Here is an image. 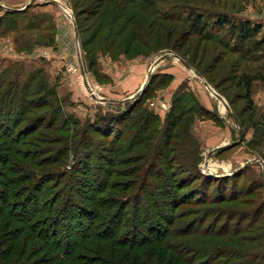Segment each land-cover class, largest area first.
Wrapping results in <instances>:
<instances>
[{"label": "rangeland", "instance_id": "1", "mask_svg": "<svg viewBox=\"0 0 264 264\" xmlns=\"http://www.w3.org/2000/svg\"><path fill=\"white\" fill-rule=\"evenodd\" d=\"M0 4L19 11L6 14L0 7V196L6 198L0 200L6 206V215L0 214V264H8L12 247L11 264H46L55 250H64L65 237L75 242L81 261L101 264L106 253L95 246L109 243L96 237L116 224L127 232L123 240L149 239L118 249L126 263L133 258L142 264L171 260L166 244L194 250L195 262H209L202 250L228 245V236L214 237L213 231L244 227L249 220L244 234L264 233V170L257 161L264 162V0ZM191 13L203 16L207 29L201 35L190 29ZM223 14L234 29L216 26ZM240 22L258 33L241 42ZM166 51L199 73L230 111L192 69L167 57L145 84L140 109L150 121L133 141L139 123L132 124L127 112L122 117L133 101L118 100L138 91L152 61ZM13 97L25 103L16 117ZM147 202L155 205L144 207ZM89 223L97 234L86 231ZM44 229L57 249L41 253L35 249L42 244L39 236L29 231ZM261 242L264 248V234ZM239 245L246 250L245 243ZM258 251L264 254H247ZM217 256L212 262L226 264Z\"/></svg>", "mask_w": 264, "mask_h": 264}, {"label": "trees", "instance_id": "2", "mask_svg": "<svg viewBox=\"0 0 264 264\" xmlns=\"http://www.w3.org/2000/svg\"><path fill=\"white\" fill-rule=\"evenodd\" d=\"M16 12H19V11H15V12H10V11H5L6 14H10V13H16ZM3 17V16H2ZM0 17V23L4 21V18ZM189 20H191V25L190 26V29L193 28V31L195 32V34L197 35H201L206 28V24L203 20V16L202 14H195V13H191L189 14ZM216 26L218 28H223L224 26L226 25H230L233 29H234V24H232L230 22V19H229V16L223 14V15H218V17L216 18V22H215ZM238 26H239V29H238V35L236 36L237 39H239L241 42H243L244 40H247L251 37L252 34H257L258 33V29L257 27H254L253 30H249V27H246V24L244 23H238ZM234 33V32H233ZM235 38V39H236ZM152 81V77L150 75V80H149V84L151 83ZM147 87V86H146ZM146 87H145V90H146ZM248 89V87H247ZM145 90L143 91V93L141 94V96L139 98H137L136 100L133 101V104H131L129 106V109L128 110H124V115L122 117H125L126 116V112L127 114H130L129 117H130V120H131V123L132 124H138L139 123V126H138V129H134V133L132 134V140L135 141L137 138L141 139V136L143 135V133L146 131L147 129V123H149L150 121V114L147 113V111L145 110H141L140 109V100H143L142 97L145 93ZM8 95H12V94H8ZM248 95V94H247ZM12 99V98H11ZM178 99L180 100L179 97L175 98V101H178ZM13 103H16V109L14 108V111H11V113H15L16 114L13 116V117H16L17 114H19L22 110V108H25V103L19 101V99L13 97V100H11ZM138 110H137V109ZM139 112L137 113L136 112ZM137 115H134L136 114ZM148 114V115H147ZM11 115V114H10ZM9 114H7V112H4V116H9V118H11L13 120V117H10ZM5 117V120L7 121V118ZM135 117H138V119H141V122L140 123V120H135L134 118ZM146 117V118H145ZM180 119V116H176V117H173L171 120H169V126L172 128L175 121L179 120ZM135 120V121H134ZM132 124L131 126H129V128L131 129L132 127ZM4 125V124H3ZM2 132L4 134H9L10 132L5 130V128L2 129ZM5 137H7L6 135H4ZM118 152L120 153V147H118ZM123 152L127 151V147H123L121 149ZM250 191V189L248 188L245 192L246 193H243V191H240L243 194H247L248 192ZM200 197V196H199ZM202 197H200L201 199ZM203 199H206V198H203ZM201 199V200H203ZM223 199V198H221ZM230 199H234V198H230ZM0 200L2 203L5 202L6 198L5 197H2L0 196ZM89 201H94V199H91ZM143 205H145L144 207H150V206H154L155 203L152 202L151 204L147 202L144 203ZM144 210H146L144 208ZM6 206L4 207V204L2 206H0V214L1 215H6ZM145 212V211H144ZM255 212H258L257 210ZM9 213V212H7ZM88 214H90L91 217L92 216V213L89 212ZM254 216V214L251 216V218ZM162 217H166V215H163ZM163 218V219H164ZM92 219V218H91ZM154 218L152 216H148V221H151L153 220ZM256 222L257 220V217H254L253 218ZM153 222L155 223V220H153ZM250 222L251 220H249L248 224L247 225H244V227H240L239 225V228H235L234 230H229L228 228H221L222 230L221 231H213L214 233H212V235L215 237L217 236H224V238L226 236H228V240H225L228 244L227 246L223 247V245H221L217 250H215L216 248H208V249H204L202 250L201 252L206 255L207 257L209 258H212L211 260H209V262H205V261H199V262H195V256L193 257V252L194 250H189V249H186V250H178L177 248H174V246H170L169 244H166V247H165V251H166V254L169 252L171 253V255L169 256L171 260L167 261L166 264H215L214 262H212L213 258L215 257V255H218L217 257H220L221 259L227 261L226 264H264V254H261L260 251L258 252H255L256 254H251V255H248L247 252H253L254 250L256 249H260V250H263V244L261 242V239L263 237V234L264 233H261L259 232V234H254L252 235V237L250 236H247L245 233L246 231V227L249 229L251 228L250 226ZM140 225V223H139ZM117 228L113 229V230H106L107 232H102L100 233V237L97 236L96 239H107L108 243L109 244H105V245H102L101 246H95L97 248V251H101V253H106L105 257L104 258H101L100 262H97V263H101V264H142L136 260H134L133 258L131 260H129L127 263H126V258H127V255L125 252H119V248L121 246H127V248L129 249H134L133 247L134 246H138L139 244H141V246L147 244L149 241V239L146 237V235H142V238L139 239L138 241H135V240H132V241H126V240H123L125 237H127V232H123L121 231V228H122V225L120 224V226L118 224H116ZM262 226V225H261ZM88 229V232H90V236L92 233H95L97 234L93 229L94 227L87 224L85 226V229ZM93 227V228H92ZM136 226L133 225L131 230H134L133 228H135ZM151 226H149L150 228ZM86 229V231H87ZM254 229V232L256 233V231H258L257 229L253 228ZM260 229V227H259ZM165 229L162 230V232L164 231ZM153 231V230H152ZM33 236H39L38 238L40 239L41 241V245L39 246V244L37 245L36 244V248L35 249H40L41 253H45L48 248H53V249H57L56 246H54L57 242L56 239L50 241L49 239H47V237H45L43 235V233L46 234V236H49V230L47 229H44L42 232L36 234L35 232L33 231H29ZM85 232V231H84ZM84 232L82 233V235L84 234ZM154 235H157V233L159 232L158 230H154ZM143 233V232H141ZM190 233V232H189ZM218 233V234H217ZM239 234H242V236H238ZM130 235L131 232H130ZM96 236V235H95ZM94 236V237H95ZM20 237V236H19ZM99 237V238H98ZM157 237V236H156ZM250 237V238H249ZM18 238V236H17ZM151 239V238H150ZM255 239V240H254ZM64 241V250H55V253L53 254L52 253V257H50L48 260L49 262L46 263V264H93V262H89L87 261L86 259L81 261L82 257L78 256V255H75V251L76 249L74 248V245L72 246L73 243H75L74 241L71 242L69 240V238L65 237V240H62ZM156 241H160V239H157ZM128 245H125L124 243H126ZM241 243H245V248L246 250L244 249H240V246L239 245ZM151 243H153V240H151ZM257 243V244H256ZM225 244V245H226ZM231 245V246H230ZM172 247V248H170ZM13 247L10 249L9 251V254L6 255L5 257V262L8 263V264H11L12 263V259H10L11 257V254L13 253ZM171 249H173L174 253L176 254V256L174 257V253L170 252L172 251ZM87 250H90V249H87ZM91 251H96L95 249H91ZM200 251V250H197V252ZM165 256V252L163 253ZM243 255V256H242ZM248 255V256H247ZM50 256V255H49ZM176 258V259H175ZM124 259V261H123ZM68 261V262H66Z\"/></svg>", "mask_w": 264, "mask_h": 264}, {"label": "water", "instance_id": "3", "mask_svg": "<svg viewBox=\"0 0 264 264\" xmlns=\"http://www.w3.org/2000/svg\"><path fill=\"white\" fill-rule=\"evenodd\" d=\"M52 1H54V0H52ZM56 3V2H55ZM57 4V3H56ZM0 7H2L3 9H5V10H9V11H11L12 10V8H9V7H5V6H3L2 4H0ZM14 10H17V9H14ZM20 10V9H19ZM68 17L71 19V21L73 22V17H72V14H71V12H69L68 13ZM73 27L75 28V26H74V22H73ZM75 38L77 39V32H76V30H75ZM167 57H172V58H175V59H177V61H179L183 66H185L186 68H188V69H192L189 65H188V63H186L179 55H177V54H174V53H172L171 51H166V52H164L163 54H161V55H159L154 61H152V63L150 64V66H149V68H148V71H147V74H146V77H145V81L143 82V84L141 85V87L138 89V91L135 93V94H133V95H131V96H129V97H126V98H124V99H122V100H118L119 102H121V103H127V102H131V101H134V100H136L137 98H139L140 97V95L142 94V92H143V90H144V87H145V84L149 81V79H150V74H151V72L153 71V69L162 61V60H164V59H166ZM193 70V69H192ZM193 72H194V74H195V76L196 77H198L200 80H201V82H202V84H203V86L205 87V88H209L212 92H213V94H214V98L217 100V101H221V102H224V105H225V108H226V110L227 111H230V109H229V106H228V104L225 102V100H224V98L220 95V94H218L215 90H213L211 87H210V85L199 75V73H197L195 70H193ZM81 75H82V77H83V79H85V72H84V70H83V67L81 68ZM85 81V80H84ZM208 89V90H209ZM90 91V90H89ZM91 96L92 97H95V98H97V99H99V100H101V101H106L107 99H105V98H101V97H99V96H97V95H95L94 93H91ZM235 122H236V120H235ZM221 146H219V147H215V148H212L209 152H208V154H207V157H210L216 150H218L219 148H220ZM257 161L258 162H260L261 163V165H262V167H263V170H264V162L261 160V159H259V158H257ZM246 163H248V162H246Z\"/></svg>", "mask_w": 264, "mask_h": 264}, {"label": "bare ground", "instance_id": "4", "mask_svg": "<svg viewBox=\"0 0 264 264\" xmlns=\"http://www.w3.org/2000/svg\"><path fill=\"white\" fill-rule=\"evenodd\" d=\"M144 81H145V80H144ZM205 89L208 91V93H211V92H212L209 88H208L209 90H208L207 88H205ZM218 103H219V102H218ZM206 167H207V168L209 167L208 163L206 164Z\"/></svg>", "mask_w": 264, "mask_h": 264}]
</instances>
